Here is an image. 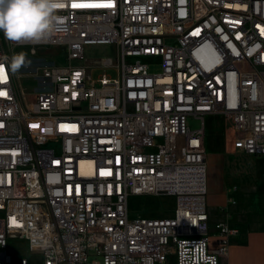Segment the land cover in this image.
<instances>
[{
	"label": "built area",
	"instance_id": "1",
	"mask_svg": "<svg viewBox=\"0 0 264 264\" xmlns=\"http://www.w3.org/2000/svg\"><path fill=\"white\" fill-rule=\"evenodd\" d=\"M72 3L66 30L15 42L66 62L39 68L31 100L10 71L0 83V264H220L239 230L227 211L210 231L207 116L231 124L233 152L264 156V0ZM101 44L115 56L84 58ZM162 194L172 215L131 214V197ZM12 238L36 260L13 259Z\"/></svg>",
	"mask_w": 264,
	"mask_h": 264
},
{
	"label": "rangeland",
	"instance_id": "2",
	"mask_svg": "<svg viewBox=\"0 0 264 264\" xmlns=\"http://www.w3.org/2000/svg\"><path fill=\"white\" fill-rule=\"evenodd\" d=\"M4 38L5 51L11 59L13 54L26 52L27 60L31 63L14 73L15 83L21 96L31 100L33 94L40 89V70L44 65L55 62L64 63L67 53L61 46H48L43 48L40 56L29 53L27 46H17L9 41L1 31ZM113 45H87L85 59L115 56ZM144 61L157 68L160 63L158 57L144 58ZM107 73L117 77V70L113 67L97 68L90 71L92 78ZM196 122V121H195ZM207 148L209 159V173L207 178V204L209 196L216 197L223 189L226 200L230 194L234 197L227 208L229 224L239 230L237 238L231 240V250L240 241L248 240L256 233H264V156H252L245 153H235L231 150L234 135L231 124L221 115L207 117ZM236 188V189H234ZM129 208L134 216H170L175 208V197L172 195H142L130 198ZM222 217H220L221 219ZM222 220V219H221ZM216 223V222H215ZM215 224L211 223L210 231L213 232ZM7 251L13 259L28 257L36 260L30 253L25 239H9ZM238 258L242 264H260V252L247 250L240 251ZM234 255L221 257L220 264H233Z\"/></svg>",
	"mask_w": 264,
	"mask_h": 264
},
{
	"label": "clouds",
	"instance_id": "3",
	"mask_svg": "<svg viewBox=\"0 0 264 264\" xmlns=\"http://www.w3.org/2000/svg\"><path fill=\"white\" fill-rule=\"evenodd\" d=\"M65 0H0V31L13 42L38 43L59 30H66L65 20L57 15L63 9ZM31 63L27 53L13 54L0 58V65H7L8 71L17 73ZM206 264H215L214 258L204 257Z\"/></svg>",
	"mask_w": 264,
	"mask_h": 264
},
{
	"label": "crops",
	"instance_id": "4",
	"mask_svg": "<svg viewBox=\"0 0 264 264\" xmlns=\"http://www.w3.org/2000/svg\"><path fill=\"white\" fill-rule=\"evenodd\" d=\"M207 117L210 118L212 117V115H209ZM207 141H208V138H207ZM207 151H208V148H207ZM208 173H209V159H208ZM227 201L228 199L226 200V194L224 193L223 189L220 191V193L216 197H213L211 195L209 196L208 210H209V217H210V220H209L210 225L211 223L216 224L219 221L227 220V214H226V212L228 211ZM220 217H222L221 218L222 220L220 219ZM253 234L254 235L250 237L248 240H245L242 242L240 241L237 245H235L232 251H230L231 250V243H230L229 254L226 257H230L231 254L234 255L233 264H242V262H240V259L238 258V255L240 251L242 250L244 253L247 250L254 251L255 253L260 252V264H264V233L253 232ZM237 236L235 238H237ZM237 239H240V238H237Z\"/></svg>",
	"mask_w": 264,
	"mask_h": 264
},
{
	"label": "snow or ice",
	"instance_id": "5",
	"mask_svg": "<svg viewBox=\"0 0 264 264\" xmlns=\"http://www.w3.org/2000/svg\"><path fill=\"white\" fill-rule=\"evenodd\" d=\"M73 8L78 7H112V0H99V2H91V3H80L77 0H73L71 5ZM8 79L6 72L3 69V66H0V83H5ZM7 93L5 91L0 90V96H4Z\"/></svg>",
	"mask_w": 264,
	"mask_h": 264
}]
</instances>
